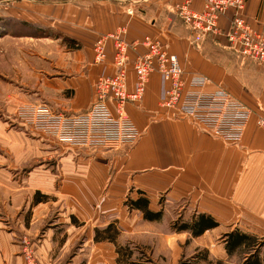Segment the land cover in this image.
I'll list each match as a JSON object with an SVG mask.
<instances>
[{
  "label": "crops",
  "instance_id": "crops-1",
  "mask_svg": "<svg viewBox=\"0 0 264 264\" xmlns=\"http://www.w3.org/2000/svg\"><path fill=\"white\" fill-rule=\"evenodd\" d=\"M86 1L46 4L40 11L47 22L29 18L32 23L42 21L56 27L59 36L55 39L29 35L0 38V48L12 43L0 51V264H25L20 244L23 237L32 241L41 264H62L66 258L72 262L68 264H115V246L95 242V230L105 228L109 224L106 219H117L123 230L121 242L134 228L131 217L135 214L143 219L138 211L124 208L122 198H100L109 177L102 157L80 161L76 167L74 156L85 150L60 146L15 117L20 106L35 104H46L66 115L87 111L96 100L100 76L115 73L113 41H106L105 64L95 63L94 46L101 36L122 27L130 44L146 36L163 41L168 52L177 56L186 81L194 75L207 77L205 91L228 92L251 111V118L241 144L234 146L215 138L178 118L175 110L160 106L162 82L160 75L153 73L142 101L126 107L142 136L133 148L114 152L117 186L130 185L135 199L140 194L149 198L150 209L162 210L163 218L167 204L184 201L189 205L190 220L205 213L220 226L213 211L218 207L212 206L216 200L220 208L231 205L264 220V131L258 126L264 114V64L228 49L225 37L196 38L180 20H173L168 31L167 21L163 27L158 25L161 14H128L117 0ZM185 2L192 10L203 8V0H172L171 5ZM233 15L228 11L220 18L223 31L230 27ZM240 15L264 37V0H246ZM57 19L62 20L56 24ZM62 38L73 41L77 48L60 50L57 43ZM22 45L36 49L27 53ZM145 51L142 45L129 51V91L136 83L132 64ZM4 58L10 59V66ZM158 198H167L166 205L162 207ZM174 243L178 245V240ZM209 243L212 241L205 244ZM88 247V258L81 262Z\"/></svg>",
  "mask_w": 264,
  "mask_h": 264
},
{
  "label": "built area",
  "instance_id": "built-area-1",
  "mask_svg": "<svg viewBox=\"0 0 264 264\" xmlns=\"http://www.w3.org/2000/svg\"><path fill=\"white\" fill-rule=\"evenodd\" d=\"M245 3L246 0H203L200 11L192 10L189 2L176 4L174 8L196 38L225 37L228 49L264 64V37L240 15ZM228 11H233L234 15L230 27L223 31L219 21ZM124 33L122 28L100 37L95 44V63L105 64L106 41H113L115 73L100 76L96 100L87 111L66 115L55 112L46 104L24 105L15 113L17 121L69 149L104 152L131 149L142 133L126 107L142 101L151 75L158 73L162 82L161 107L175 110L178 118L189 120L215 138L234 146L241 144L251 118V111L243 103L224 90L205 91L209 83L205 76L194 75L186 81L177 56L170 54L159 39L146 36L142 42L130 44L124 39ZM138 45L146 51L132 64L136 83L135 89L129 91V51ZM258 126L264 131V114L260 116ZM20 244L25 264H41L28 237L20 239Z\"/></svg>",
  "mask_w": 264,
  "mask_h": 264
},
{
  "label": "rangeland",
  "instance_id": "rangeland-1",
  "mask_svg": "<svg viewBox=\"0 0 264 264\" xmlns=\"http://www.w3.org/2000/svg\"><path fill=\"white\" fill-rule=\"evenodd\" d=\"M71 1L72 2L75 1L73 3H77L80 0H31V1L30 0H0V2H3V4H0V13L3 14L4 16V17H0V38L11 35L14 36L29 35L32 36L34 39H36L35 37H39L42 39H48L51 37L55 39L56 37L59 36V34H57L58 32L56 27L53 28L47 26L44 23H42V21H40V23H32L30 20L35 17L44 18L46 20V18L43 16L42 11H40V8L48 7L45 6L48 3H52V5H57V4L60 5ZM96 1L97 0H87L86 2H96ZM117 1L122 2L123 6L126 7V12L128 14L130 13V11L143 16L148 15L149 17H151V15L153 16V14L156 15L161 14L160 21H158V25L160 26L161 23L163 27L164 23L167 21L168 31L170 29V24H172L173 20H177V21L180 20L182 22L181 18L177 15L175 8L171 5L172 0L171 1L170 0H117ZM83 6L86 7L89 5H83ZM60 20L62 19H57L56 24H58V21ZM182 24L185 26L183 22ZM34 41H30V42H34ZM159 41L161 42V44L164 45V47L168 51V45H166L160 39ZM13 42H18V41L14 40ZM47 42L48 43L50 42L49 44H54L51 41H47ZM11 44L12 43L10 41L4 43V45L2 46L3 48H0V51H6L7 49H9L8 47H11ZM35 44L38 43L35 42ZM58 45L60 47V50L77 48L76 44L73 41L65 40L64 38H62L61 42L57 43V46ZM14 46H17V43H15ZM22 48L23 51L27 53L30 51H31L30 53H32L36 49L34 45L33 47L32 45H22ZM3 62L8 63V65L10 66L9 58L6 59L4 58ZM0 77L2 76L0 75ZM79 154L80 155L78 156H74L75 158L74 164L76 167H78V163L80 161L88 163L91 162L90 159L95 158L96 156L102 157L101 158L102 162L104 163L106 168H108L107 170L109 172V177H107V181H105L104 185L101 188L100 198H122L123 207L124 208L126 207L128 211H131V209L128 206H126V202L128 201L129 198L135 199L133 198L135 195L132 192L130 185H127V187H120L121 185L117 186L118 165L115 160L116 157L114 152L107 153L101 150H93L87 152V150H85V151H79ZM79 158L82 159L79 160ZM60 182L61 181L59 180L57 183L59 184ZM112 187H115L114 190H112ZM166 200L167 198H158V202L159 204L162 205V207L166 205ZM167 205H168L167 215L159 222H148L144 219H141L140 216L137 218L136 215L134 214L133 217H131L133 218L131 219V221L134 225V228L131 231L129 230L128 235H124L121 242L120 240H118L119 245L126 246L127 250L133 253L132 260L135 261L137 264H178L182 258L184 257L190 258L193 255L200 253L202 250H207L209 252V259L207 261L203 260L201 264H240L241 257L236 255L232 258H228L223 245L225 244L224 237L226 236V234L231 233L234 230H240L242 232L255 235L264 245V220H260L256 217H253L252 215H250V213L247 214L245 211L237 207L228 205L227 208H220L218 206L219 205L218 202L215 200L212 206L218 207V208H213V211L215 212L216 217L220 219L219 228L205 235V237L201 236L198 238H193L191 237V235L190 236L180 235V233H175L172 231V227L174 224L179 225L184 221L190 220L191 212L189 209V205L187 203H184V201L178 204L171 203V205L169 204ZM106 220L109 223L113 221H117L122 234L123 230L117 219L108 218ZM100 229L102 228L100 227ZM181 233H187V232H181ZM174 240H178V245L174 243ZM206 241L208 242L212 241V243L206 245L205 244ZM89 249L90 248L88 247L86 251L82 253L81 262L82 261L85 262L87 260L88 257L86 255L89 254L90 251ZM260 253H261V258L264 259V246L261 247ZM116 255L117 253L114 254L115 257ZM123 261L126 264V259H123ZM68 263H72L70 262V258L69 259L66 258L64 260V263L62 264H68Z\"/></svg>",
  "mask_w": 264,
  "mask_h": 264
},
{
  "label": "trees",
  "instance_id": "trees-1",
  "mask_svg": "<svg viewBox=\"0 0 264 264\" xmlns=\"http://www.w3.org/2000/svg\"><path fill=\"white\" fill-rule=\"evenodd\" d=\"M151 201L149 198L140 194L136 199L129 198L126 202L131 211H138L143 215V219L148 222H159L163 219L164 213L162 210L157 212L150 209ZM177 225V226H176ZM219 223L209 214L201 213L191 220L184 221L181 224H174L172 231L175 233L187 232L193 238L203 236L208 230L215 229ZM121 229L117 221L109 223L105 228L95 230V242H108L115 246L117 264H125L123 259H126V264H137L132 260L133 253L128 251L126 246L119 245V237ZM225 251L228 258L236 255L241 257L240 264H264V259L261 258V247L263 243L255 235H251L240 230H234L226 234ZM209 259V252L202 250L200 253L193 255L190 258H182L178 264H201L203 260Z\"/></svg>",
  "mask_w": 264,
  "mask_h": 264
}]
</instances>
